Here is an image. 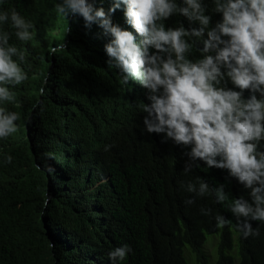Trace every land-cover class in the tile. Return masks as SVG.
I'll list each match as a JSON object with an SVG mask.
<instances>
[{"label":"trees","instance_id":"obj_1","mask_svg":"<svg viewBox=\"0 0 264 264\" xmlns=\"http://www.w3.org/2000/svg\"><path fill=\"white\" fill-rule=\"evenodd\" d=\"M60 2L0 3V12L14 9L34 25L31 47L19 45L25 60L13 57L28 79L4 85L15 98L0 101V109L19 115L17 131L0 138V264H188L186 245L199 264H208L200 248L207 233L218 231V215L231 223L223 227L217 264H233L225 252L230 228L239 232L240 264H264V223L250 221L259 235L244 238L227 208L234 198L253 203L251 189L228 169L191 161V145L176 144L166 133H148L142 108L152 103L150 90L134 79L122 84L106 53L114 37L99 22L88 27L78 14L58 15ZM174 2L187 6L184 0ZM89 3L140 42L122 0L114 13L109 10L116 0ZM201 3L211 19L202 37L189 38L193 61L203 58L208 31L223 20L215 0ZM162 23L166 30L201 27L179 12ZM0 31L12 33L14 40L9 24L0 25ZM148 54L157 50L149 46ZM220 86L241 91L227 76ZM242 95L250 99L253 93L246 89ZM259 150L264 151V140ZM186 163L193 164L189 173ZM201 180L210 189L224 185L229 201L217 203L211 191L203 197L186 191L189 182L198 186ZM190 198L195 203L188 205ZM124 245L132 249L126 259L111 260L109 253Z\"/></svg>","mask_w":264,"mask_h":264},{"label":"clouds","instance_id":"obj_2","mask_svg":"<svg viewBox=\"0 0 264 264\" xmlns=\"http://www.w3.org/2000/svg\"><path fill=\"white\" fill-rule=\"evenodd\" d=\"M184 2L186 7H178L174 0H122L127 6V22L142 37L139 43L131 31L113 25L103 8L94 10L89 0H62L55 11L65 17L69 12L78 14L88 27L99 22L105 33L114 37L105 47L109 65L114 62L120 70L121 83L138 80L151 92L152 103L142 108L147 113L146 131L166 133V138L176 144L191 145V161L203 160L209 168L228 169L231 176L250 188L253 203L234 198L227 208L237 218L244 238L258 236V228L253 229L250 221L264 223V151L259 150L264 140V0H215V10L223 14V20L208 31L200 50L203 58L195 61L189 59L194 50L189 38L202 37L211 18L205 15L201 0ZM120 4L121 0H116L109 11L114 13ZM176 12L198 21L201 27L166 30L162 21ZM4 24L15 31L13 41L12 33L0 31V101H13L14 94L4 85H20L28 79L13 57L25 60L19 45L31 47L34 25L14 9L0 12V25ZM149 46L157 54L149 55ZM211 51L216 54H208ZM225 76L241 91L221 87ZM246 89L253 93L250 99L243 98ZM18 119V113L0 109V138L17 131ZM11 160L8 156L7 161ZM192 168V163H186L184 172ZM186 191L196 197L211 191L217 203L229 201L224 185L210 189L203 180L198 186L189 182ZM185 203L193 204L195 198ZM201 211L207 215L211 209ZM216 221L218 228L231 223L219 215ZM131 251L128 245L116 247L109 257L124 261Z\"/></svg>","mask_w":264,"mask_h":264},{"label":"rangeland","instance_id":"obj_3","mask_svg":"<svg viewBox=\"0 0 264 264\" xmlns=\"http://www.w3.org/2000/svg\"><path fill=\"white\" fill-rule=\"evenodd\" d=\"M224 228H218L217 232L207 233L205 242L203 243L202 251L205 253L208 264H217V260L220 254V245L222 240V233ZM231 233V246L225 249V252L232 256L233 264H240V243H239V232L234 228H230ZM185 256L188 264H199L196 255L191 251L189 245L184 247Z\"/></svg>","mask_w":264,"mask_h":264}]
</instances>
